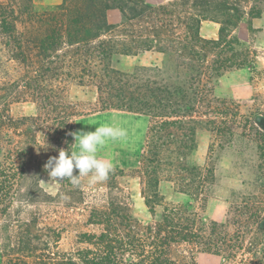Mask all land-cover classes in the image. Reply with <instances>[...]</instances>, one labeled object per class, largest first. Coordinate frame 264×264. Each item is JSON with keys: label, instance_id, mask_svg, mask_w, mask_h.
Masks as SVG:
<instances>
[{"label": "trees", "instance_id": "trees-1", "mask_svg": "<svg viewBox=\"0 0 264 264\" xmlns=\"http://www.w3.org/2000/svg\"><path fill=\"white\" fill-rule=\"evenodd\" d=\"M111 9L119 10V22L108 21ZM263 11L264 0L0 1V264H195L199 253L220 264H264V131L256 117L243 120L237 112L228 118L224 110L231 106L213 96L226 73L253 67V51L233 32L244 19L254 31L252 20ZM204 21L219 25L217 38L201 36ZM149 52L161 55V66L124 71L115 65L121 56ZM7 62L16 63L14 76ZM70 85L94 87L100 110L148 118L140 178L152 218L135 217L111 193L89 208L87 224L97 230L80 232L81 245L62 251L57 227L35 230L40 207L84 193L68 180H49L44 168L60 149L73 148L69 133L79 111ZM25 100L35 103L36 114L13 117L10 105ZM203 128L218 136V146L235 134L256 143L249 190L228 201L223 222L202 214L216 185L215 143L206 166L191 162ZM116 175L109 176L114 189ZM162 179L191 200L164 203ZM45 180L58 184L55 195Z\"/></svg>", "mask_w": 264, "mask_h": 264}, {"label": "rangeland", "instance_id": "rangeland-1", "mask_svg": "<svg viewBox=\"0 0 264 264\" xmlns=\"http://www.w3.org/2000/svg\"><path fill=\"white\" fill-rule=\"evenodd\" d=\"M9 1V0H0ZM151 4H157L163 0H145ZM34 3L44 4L40 0H33ZM61 0H47L45 3H60ZM121 15L119 10L108 11L110 23L119 22ZM251 26L254 31L248 29L244 19L235 29L233 35L242 43L248 46L254 54L255 63L251 68H242L226 73L216 83L213 96L216 99L224 100L226 106L231 108L227 111V117L239 113L243 120L258 118L257 125L264 131V11L252 20ZM219 25L212 21H204L200 28L202 37L211 39L217 38ZM115 65L124 71H132L137 66H161L162 57L156 53H144L136 56H121ZM10 75L14 76V62H7ZM3 72H0V81ZM70 100L76 103L79 115L74 119V133L95 131V127L102 124H118L127 130L128 136L124 141L109 142L101 151V155L111 158L114 163L113 172L117 174L114 184L118 188L111 187L108 179L106 182L90 185L87 178H84L81 187L83 194L78 198L69 195L52 202L47 207H40L41 217L38 222L37 233H42L46 226L57 227L61 236L57 243L62 251H70L80 246L77 242V235L83 231L97 230L96 226L87 224L88 211L90 206L103 204L111 193L119 196L126 202L131 213L144 221L152 217L145 205L141 195V173L140 166L143 155L146 129L149 124L148 118L136 113L109 109L100 110L97 105V94L92 86L70 85L68 87ZM232 106H237L235 110ZM13 117L36 114V105L31 100L14 102L9 107ZM230 113V114H229ZM226 118V119H228ZM241 133V129L235 130ZM218 136L214 133L200 129L198 131V146L192 153L191 162L195 165L206 166L210 145L215 143L211 153V163L214 168L216 185L214 195L206 202L203 216L207 219L223 222L226 219L229 202L239 192L249 190L248 182L254 178V164L257 159L256 143L245 137L233 135L226 138V143L217 145ZM75 142V141H74ZM72 150H77L73 143ZM51 195L58 192V184L50 181H43ZM112 185V186H113ZM159 191L164 198V203H185L191 199L177 191L174 185L165 179L159 184ZM197 208L198 203L191 201ZM162 206H157L154 217L161 214ZM25 218L28 214L23 215ZM195 264H220V259L215 255L199 253L195 257Z\"/></svg>", "mask_w": 264, "mask_h": 264}, {"label": "clouds", "instance_id": "clouds-1", "mask_svg": "<svg viewBox=\"0 0 264 264\" xmlns=\"http://www.w3.org/2000/svg\"><path fill=\"white\" fill-rule=\"evenodd\" d=\"M69 134L74 137L77 150L60 149L58 156L49 157L44 165L49 180L56 183L68 180L74 187H79L84 178L90 185L106 182L114 163L100 153L110 141L126 140L127 130L118 124H102L95 131ZM74 169L78 174H73Z\"/></svg>", "mask_w": 264, "mask_h": 264}, {"label": "crops", "instance_id": "crops-1", "mask_svg": "<svg viewBox=\"0 0 264 264\" xmlns=\"http://www.w3.org/2000/svg\"><path fill=\"white\" fill-rule=\"evenodd\" d=\"M40 2H42V3H45V2H47V0H40ZM114 10V9H113ZM116 22V20H114V23Z\"/></svg>", "mask_w": 264, "mask_h": 264}]
</instances>
